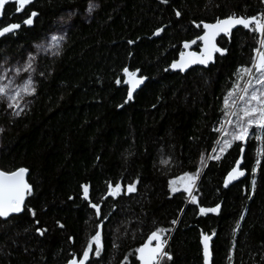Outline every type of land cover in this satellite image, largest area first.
Wrapping results in <instances>:
<instances>
[{
  "label": "trees",
  "instance_id": "1",
  "mask_svg": "<svg viewBox=\"0 0 264 264\" xmlns=\"http://www.w3.org/2000/svg\"><path fill=\"white\" fill-rule=\"evenodd\" d=\"M91 3L90 20L75 17L60 49L36 61V92L21 115L0 101V169H28L32 193L25 205L40 221L34 225L27 210L0 219V264H68L97 230L103 246L89 264H139L135 250L157 228L168 230L172 259L165 264H204L202 234L214 236L212 264H264V162L251 190L257 142L245 146L246 176L227 187L240 145L209 158L218 154L213 129L223 119V97L237 70L250 66L257 34L239 28L220 39L226 51L209 69L181 74L169 67L185 42L203 34L196 24L256 15L264 0H36L20 14L9 4L2 23L20 21L29 10L37 18L32 28L0 40V62L41 39L63 14L84 13ZM159 27L164 31L153 35ZM125 67L146 80L132 100ZM197 172L192 204L170 182ZM117 183L121 194L109 196V184ZM84 184L101 205L99 217L83 199ZM129 184L135 192H127ZM217 204V213L199 212ZM40 226L44 236L35 232Z\"/></svg>",
  "mask_w": 264,
  "mask_h": 264
},
{
  "label": "snow or ice",
  "instance_id": "2",
  "mask_svg": "<svg viewBox=\"0 0 264 264\" xmlns=\"http://www.w3.org/2000/svg\"><path fill=\"white\" fill-rule=\"evenodd\" d=\"M10 2L14 3L15 12L21 13L32 3V0H0V37H5L6 34H15L22 24L25 26L32 25L33 17L37 15L35 11L29 10L25 12V16L20 21L2 23L5 15V5ZM161 2L167 3L168 0H161ZM92 7L90 5L88 10L91 11ZM175 14L177 17L181 15L179 11ZM201 25L203 35H198L191 42H185L184 47L187 49L190 47V44H196L197 40H199L203 42L202 48L198 52H180L179 59L170 64L169 67L171 69L184 71L191 65L199 64L207 66L210 61H213L215 53L223 54L226 51L217 46L216 37L221 33L230 35L234 27L242 26L244 29L257 34L255 38L258 47L253 49L254 56L250 66H242L237 70L234 84L227 91L225 97H223V119L218 121L219 127L213 129L218 133V139L215 141L216 147L212 148V152L218 154L209 157L219 160V153H225L234 143L240 145L241 155L235 160V166L227 173L224 181V186L227 187L232 181L246 176L248 170L241 168L244 158L243 153L247 142L255 140L258 147L256 148V159L251 168V190L254 192L256 184L255 176L260 170L261 163L264 162V13H258L253 16H237L232 14L224 19H216L215 23L201 22L200 24H196V27L200 28ZM163 31L164 28L159 27L154 31L153 35L159 36ZM50 39L54 45H58L63 37L52 35ZM128 43L131 44L134 41L129 40ZM34 60L35 57L30 55L27 66L21 65L20 67L9 69V72L20 74L35 71L33 67ZM122 71L127 78L124 81L128 85L127 100H131L134 90L143 83L145 77L137 76L139 69L130 71L125 67ZM3 80L8 81V83H0V98L7 101V107L13 110L11 113L13 116H19L23 111L21 106L23 96L35 95V84L31 79H28L22 88L13 89L10 87L13 81L9 80L8 72L4 73ZM116 83L120 84L121 80L117 79ZM0 132H3L2 128H0ZM27 172L28 169L24 167L11 172L0 170V219L7 221L13 214H20L27 210L34 218V225H40L39 219H35V210L27 208L25 205L26 196L32 193V186L25 178ZM197 179L198 172L195 174L185 173L183 176L170 182L172 186L171 191L176 193L182 190L184 193H187V198L192 204H197V197L194 194ZM82 189L83 199L89 202V205L95 209V215L99 217L101 215V205L93 203L90 200L89 185H82ZM135 190L134 184L127 186L128 193L135 192ZM121 191L122 186L119 183L114 186L109 184L108 186V195L111 197L119 196ZM219 208V204L215 207H200L199 212L201 214L217 213ZM243 218V215H241L240 220H243ZM172 223L175 224L176 221L174 220ZM57 225L60 228L64 227L59 221H57ZM96 227L99 229L102 225L97 224ZM239 227L240 224L237 222L234 233L239 230ZM46 231L47 228L44 226L35 227V232L40 236H44ZM167 231L165 228H157L148 236L147 242L135 250L138 253L140 264H165L166 260L170 261L172 259L170 252L165 250L167 245L165 233ZM210 240V235L202 234L205 264H209ZM153 242L155 243L153 244ZM102 246L101 231L97 230L91 235L82 255L79 258L71 259L68 261V264H89L90 255L94 254L96 257H99Z\"/></svg>",
  "mask_w": 264,
  "mask_h": 264
},
{
  "label": "rangeland",
  "instance_id": "3",
  "mask_svg": "<svg viewBox=\"0 0 264 264\" xmlns=\"http://www.w3.org/2000/svg\"><path fill=\"white\" fill-rule=\"evenodd\" d=\"M90 5L93 6L91 11L88 10ZM90 5L88 6L87 10L84 13H78L77 11H71V12L63 14L56 21V23L51 27L50 31L46 32L42 36L41 39L34 42L30 47H28L24 50H21L19 52V54L15 55L11 58L6 57L4 60H2L0 62V83H8V81L3 80L4 73L8 72L9 73V80L13 81L11 83L10 87L13 89L22 88L28 79H31L35 84L36 61L39 58H41L42 56H45L47 54L52 55L60 49V47L63 45V43L66 39V35H67L68 30L73 26V22H74L75 17L78 16L83 21L90 20V18L92 17V15L96 9V4L91 3ZM52 35H56L58 37H63V39L60 40L58 45H54V43L50 39V37ZM30 55L35 57V60L33 62V67L35 68V71H29L28 73H20V74H16L14 72H9V69H14V68L20 67L21 65L27 66ZM28 98H29V96H23V101L21 104L22 108L27 103ZM0 101H3L7 107V101L6 100L0 98ZM8 109H10V108H8ZM235 237H236V235H235Z\"/></svg>",
  "mask_w": 264,
  "mask_h": 264
},
{
  "label": "water",
  "instance_id": "4",
  "mask_svg": "<svg viewBox=\"0 0 264 264\" xmlns=\"http://www.w3.org/2000/svg\"><path fill=\"white\" fill-rule=\"evenodd\" d=\"M36 0H32V3L29 5V6H27V8H29L34 2H35ZM9 4H14L13 2H10V3H8V4H6L5 5V8L9 5ZM5 11V10H4ZM17 14H20V13H17ZM37 18V15L35 16V17H33V24L32 25H28V26H25V25H23L22 24V26H25V27H27V28H32L33 26H34V22H35V19ZM21 26V27H22ZM239 28H243L242 26H237V27H234L233 29H232V31H231V34L230 35H225V34H223V33H221L219 36H217L216 37V44H217V46L219 47V48H221L220 46H219V41H220V39H222V38H227V39H229V38H231V36H232V34L237 30V29H239ZM21 29V28H20ZM19 29V30H20ZM19 30H17V32L19 31ZM9 35H12V34H6V36L5 37H7V36H9ZM203 35V34H202ZM5 37H0V40L1 39H3V38H5ZM185 44V43H184ZM197 44H200L201 46H200V48H202V46H203V42L202 41H199V40H197V42H196V44H190V47L189 48H185L184 47V45H183V52H188V51H199V50H195L194 48H195V46L197 45ZM224 54V53H223ZM223 54H221V53H215L214 54V58H213V61H210L209 63H208V65L207 66H204V65H199V64H196V65H191L189 68H187L186 70H184V71H180L179 69H171L170 68V71L172 72V73H181V74H186V73H188L190 70H192V69H195V68H202V69H209L212 65H214L215 64V62H216V58H217V56H219V55H223ZM179 59V58H178ZM177 59V60H178ZM145 83H146V80L144 79V81H143V83L141 84V85H139L135 90H134V92H133V98H134V96H135V94L145 85ZM132 98V99H133ZM131 99V100H132ZM243 155H244V153H243ZM206 166V165H205ZM1 170V169H0ZM203 172V171H202ZM28 172L26 173V176H25V178H26V181L28 182ZM29 183V182H28ZM27 197L28 196H26V199H25V203H26V200H27ZM187 203H189V201H187ZM23 213V212H22ZM22 213H20V214H22ZM20 214H13L12 216H10V217H13V216H17V215H20ZM9 217V218H10ZM213 240H214V236H211V240H210V242H209V244H210V257H209V264H212V261H213V254H212V242H213ZM146 242H147V240H146ZM145 242V243H146ZM155 242H153V244H154ZM201 245H202V248H203V244H202V239H201ZM166 249H167V245H166ZM165 249V250H166ZM203 257H204V254H203ZM137 259H138V253H137ZM138 263L140 264V261H139V259H138ZM204 264H205V262H204Z\"/></svg>",
  "mask_w": 264,
  "mask_h": 264
},
{
  "label": "built area",
  "instance_id": "5",
  "mask_svg": "<svg viewBox=\"0 0 264 264\" xmlns=\"http://www.w3.org/2000/svg\"><path fill=\"white\" fill-rule=\"evenodd\" d=\"M261 13H264V9H263V11Z\"/></svg>",
  "mask_w": 264,
  "mask_h": 264
},
{
  "label": "bare ground",
  "instance_id": "6",
  "mask_svg": "<svg viewBox=\"0 0 264 264\" xmlns=\"http://www.w3.org/2000/svg\"><path fill=\"white\" fill-rule=\"evenodd\" d=\"M167 243H168V241H167Z\"/></svg>",
  "mask_w": 264,
  "mask_h": 264
},
{
  "label": "flooded vegetation",
  "instance_id": "7",
  "mask_svg": "<svg viewBox=\"0 0 264 264\" xmlns=\"http://www.w3.org/2000/svg\"><path fill=\"white\" fill-rule=\"evenodd\" d=\"M26 9H27V8H26ZM26 9H25V10H26Z\"/></svg>",
  "mask_w": 264,
  "mask_h": 264
}]
</instances>
